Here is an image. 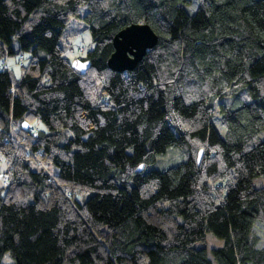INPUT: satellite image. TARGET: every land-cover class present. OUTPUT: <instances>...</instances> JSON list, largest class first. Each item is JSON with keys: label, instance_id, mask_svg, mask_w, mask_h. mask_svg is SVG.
I'll return each mask as SVG.
<instances>
[{"label": "trees", "instance_id": "obj_1", "mask_svg": "<svg viewBox=\"0 0 264 264\" xmlns=\"http://www.w3.org/2000/svg\"><path fill=\"white\" fill-rule=\"evenodd\" d=\"M73 18L93 46L70 59ZM137 22L156 45L110 70ZM17 53L19 78L0 67V264H264V0H0V58Z\"/></svg>", "mask_w": 264, "mask_h": 264}, {"label": "rangeland", "instance_id": "obj_2", "mask_svg": "<svg viewBox=\"0 0 264 264\" xmlns=\"http://www.w3.org/2000/svg\"><path fill=\"white\" fill-rule=\"evenodd\" d=\"M85 11V9H82V13ZM60 46L64 50V55L70 59H73L74 57L84 56L85 53L92 48L93 42L90 35V31L88 26L83 23L80 19L73 18L71 19L66 26L64 27V30L60 36L59 40ZM14 48H17L16 42L13 44ZM18 53L14 56H10L6 58V65L9 68V71L11 73V76L13 79L19 78V76L22 74V68L17 64V58ZM38 55L40 57H44V52L42 50H38ZM28 53H24V63L28 60ZM5 58H0V67H3V62ZM222 101L225 104H231L233 107L239 106L240 103H231L228 102L229 99L223 98ZM216 115H218V112H216ZM214 124L216 128L220 131V133L224 134V128L220 125L219 121L214 117ZM259 137L264 140V130L260 132ZM187 155V148L184 147H170L166 150L164 154H160L156 156V161L151 164L147 170L156 168V169H166L172 166L177 165L181 161L185 160ZM7 166L6 161L3 160V158H0V170L3 171ZM3 172L0 174V182L2 184V176ZM3 185V184H2ZM253 185L255 187L264 186V178L263 177H255L253 178ZM87 198V196H84V199ZM207 237V248L220 246L222 244V240L215 238L210 233L206 235ZM11 263V259L8 254H6L3 258V264H9ZM67 264V263H63Z\"/></svg>", "mask_w": 264, "mask_h": 264}, {"label": "water", "instance_id": "obj_3", "mask_svg": "<svg viewBox=\"0 0 264 264\" xmlns=\"http://www.w3.org/2000/svg\"><path fill=\"white\" fill-rule=\"evenodd\" d=\"M158 37L152 28L142 22L130 23L120 29L112 38L113 51L107 59V66L116 72H127L135 68L137 63L145 56L147 50L153 48ZM72 65L79 71L84 72L86 65L81 60H75ZM25 125L24 128H28ZM203 151L200 150L197 158L199 164ZM143 165L137 168L141 172Z\"/></svg>", "mask_w": 264, "mask_h": 264}, {"label": "built area", "instance_id": "obj_4", "mask_svg": "<svg viewBox=\"0 0 264 264\" xmlns=\"http://www.w3.org/2000/svg\"><path fill=\"white\" fill-rule=\"evenodd\" d=\"M21 61H22V56H20V58H19V62H21ZM3 68L4 69L8 68L6 63H3ZM9 139L12 140V141L15 140V138H13L11 134H10ZM2 184H3L4 187L8 186V184H9V173H4L3 174V176H2ZM65 195H66V198L72 199L73 201L80 199V195L79 194L72 193L71 191H66Z\"/></svg>", "mask_w": 264, "mask_h": 264}]
</instances>
